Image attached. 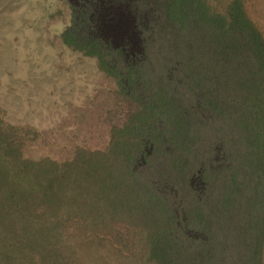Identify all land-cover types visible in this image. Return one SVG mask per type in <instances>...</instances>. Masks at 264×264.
Wrapping results in <instances>:
<instances>
[{
  "label": "trees",
  "instance_id": "obj_1",
  "mask_svg": "<svg viewBox=\"0 0 264 264\" xmlns=\"http://www.w3.org/2000/svg\"><path fill=\"white\" fill-rule=\"evenodd\" d=\"M95 1L100 7L89 12L87 0H76L73 24L62 41L97 57L101 70L117 79L134 106V119L112 134L107 150L79 149L78 157L59 162L27 157L36 134L8 124L0 109V264H190L197 252L213 264H264V37L243 0H232L225 14L210 10L205 0L165 3L166 20L175 28L184 26L187 7L195 8L202 26L209 28L213 51L231 55L238 68L234 82L230 74L219 91L212 87L214 99L202 102L218 120L221 133L211 136L210 146L212 161L220 159L221 166L197 173L189 228L177 214L178 198L164 194L165 186H158L147 170L158 153L160 109L175 99L139 88L154 37L151 6L142 7L146 0ZM194 83L190 97L201 93L202 84L195 89ZM228 98L234 103L230 112L220 101ZM169 114L174 112L169 109ZM171 166L179 172L186 163L176 159ZM141 167L145 173L139 174ZM188 178L191 182L192 175ZM215 180L222 185L220 211L233 213L239 227V246L231 251L225 249L223 233L211 242L207 205ZM124 222L131 227L129 236L144 242L141 250L114 242L124 234ZM184 247L196 252L185 259L179 250Z\"/></svg>",
  "mask_w": 264,
  "mask_h": 264
},
{
  "label": "rangeland",
  "instance_id": "obj_2",
  "mask_svg": "<svg viewBox=\"0 0 264 264\" xmlns=\"http://www.w3.org/2000/svg\"><path fill=\"white\" fill-rule=\"evenodd\" d=\"M205 1L210 10L220 14H225L232 2ZM243 2L247 15L264 37V0ZM87 3L88 11L100 7L95 0H87ZM165 3L168 0H146L142 4L144 8L151 6L149 19L155 32L152 27L154 37L150 40L149 60L138 81L139 88L175 97L169 100L164 111L160 109L159 122L163 125L157 137L158 153L151 157L147 170L158 186H165L164 194L178 198L177 214L182 226L189 228V217L196 211L190 194L198 180L197 173L221 166L220 159L212 161L215 152L213 145L210 146L211 136L216 138L221 133L218 120L203 108L202 102L210 96L214 99L213 88L219 91L222 82L238 68L231 55L213 51L209 43L212 36L206 34L209 28L202 26L195 8L187 7L184 26L175 28L166 20ZM72 6H76V0H0V109L8 124L36 134V142L26 151L30 158L49 157L64 162L78 157L79 149L105 151L111 145L112 134L123 130L134 119V106L120 91L117 79L101 70L97 57L63 43L62 34L73 24ZM234 80L235 76L232 82ZM194 81L195 89L202 84L201 93L190 97V83ZM229 88H233V83ZM220 101L227 110L234 104L229 98ZM169 109L174 114L170 115ZM222 123L226 130L230 128L229 124ZM230 132L229 137L233 138L237 130ZM182 145L191 149L183 151ZM176 159L186 163L179 172L171 166ZM138 173H145L144 168ZM189 175H192L191 182ZM213 188L211 202L207 205L211 242L223 233L225 249L231 251L239 246L236 240L239 227L233 213L220 211L222 185L219 181L214 182ZM120 227L124 228V234L114 242L130 247L129 251L141 250L144 242L140 236H129L127 230L131 227L125 222ZM183 241L188 246L189 240ZM179 250L185 254V259L196 252L189 247ZM190 264L213 262L200 258L197 252Z\"/></svg>",
  "mask_w": 264,
  "mask_h": 264
}]
</instances>
